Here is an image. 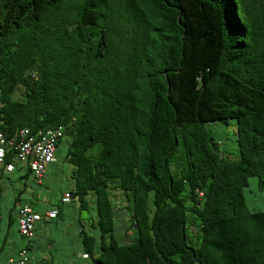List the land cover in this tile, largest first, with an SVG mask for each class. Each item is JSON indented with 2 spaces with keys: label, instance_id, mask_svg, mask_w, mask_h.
I'll return each instance as SVG.
<instances>
[{
  "label": "trees",
  "instance_id": "trees-1",
  "mask_svg": "<svg viewBox=\"0 0 264 264\" xmlns=\"http://www.w3.org/2000/svg\"><path fill=\"white\" fill-rule=\"evenodd\" d=\"M20 128L60 131L72 186L50 207L88 212L87 264H264L245 192L255 177L264 193V0H0V129ZM15 171L3 236L15 226L29 256L17 205L36 181L10 147L0 178Z\"/></svg>",
  "mask_w": 264,
  "mask_h": 264
},
{
  "label": "rangeland",
  "instance_id": "rangeland-1",
  "mask_svg": "<svg viewBox=\"0 0 264 264\" xmlns=\"http://www.w3.org/2000/svg\"><path fill=\"white\" fill-rule=\"evenodd\" d=\"M230 124H232V121H230ZM210 127H211V135L216 140L221 141V143L219 144L220 148L226 146L227 148H231L232 152L234 151L235 153H237L236 151L237 145H236V141L234 139L233 133H232V131L234 130L233 126L225 128V126L222 123H216V124L210 125ZM63 150H64V145L63 143H61L59 145L58 152L56 154L57 156L56 160L49 163V165H47L46 176L44 177L41 185H38L36 182L32 181L31 179H28L26 182L28 188H32L34 190L33 191L34 195L38 191L41 192V189H44L45 187H47V190H44L43 192L48 193L46 195L47 197H51L50 203L53 205L55 204L61 205L60 200H59L61 191L68 190L72 186V182L68 177V173L71 169V166L68 163L63 161ZM4 175L5 177H10L12 180V185H9V193L6 195V199L7 201H9L13 199L14 195H16V188H18V185H19V181L17 180L18 173L17 171L5 172ZM0 181H2V179H0ZM256 181L257 180L255 177H250L248 179L249 185L245 189L246 200L250 208H261L264 210V193L256 191ZM30 191L31 189H28L26 192L20 195L21 203H26V202L31 203L32 207L38 210L40 208V204H38L37 202L33 200L32 195H30ZM4 204L5 203H3V205ZM61 210H62L61 213L63 216L61 219L60 217L52 218L53 220L52 222L54 223V228L56 229L54 230L55 241L61 242L60 246L55 248V253L53 254V260H52L53 264H67L68 263L67 257L70 256L71 254L70 251H73L74 253V250L70 249V242L65 240V235L59 231L62 225V220H64L63 222L66 221L65 223H68V222L76 223L77 218H87L89 216L87 211H81L80 213H78V202L75 199L65 202L62 205ZM3 218L5 221H7V215L5 212H4ZM52 222L46 223V222H43V220H40L37 222L36 225L39 224L41 227H43V225H48L47 227H50ZM71 228L74 229L73 226L70 227V229ZM44 229L48 230V228L43 227L42 229H40L39 233L42 234V231ZM37 233H38V230L36 229V239H37ZM9 235L11 239L13 238V240H15L16 238L18 239L17 245L13 246L10 242H8V244L6 245L7 248L5 250H8V255L13 256L14 255L13 251L21 243H24L26 239L24 240L23 238L19 236L18 233H14V231L12 230H9ZM66 238L70 240L68 236H66ZM34 244L35 242L33 243V246ZM33 250H34L33 252L38 253L37 248L35 249L33 248ZM31 252L32 251H30V254ZM78 261L76 259L72 260L70 264H79ZM85 261L88 263L89 259H86Z\"/></svg>",
  "mask_w": 264,
  "mask_h": 264
},
{
  "label": "built area",
  "instance_id": "built-area-1",
  "mask_svg": "<svg viewBox=\"0 0 264 264\" xmlns=\"http://www.w3.org/2000/svg\"><path fill=\"white\" fill-rule=\"evenodd\" d=\"M60 135L59 130L41 129L36 134L29 135L28 130L20 128L13 137H7L0 129V164L7 148H13L16 160L26 163L32 172V176L37 183H40L47 165L54 160L55 139ZM12 163L4 166L5 171L13 169ZM69 193H65L63 200H69ZM56 211L50 210L48 217H54ZM42 219V214L34 211L28 204L19 206L17 212L18 230L27 239L35 238L36 222ZM28 253L25 248H21L17 255L16 264H26ZM10 261H12L10 259Z\"/></svg>",
  "mask_w": 264,
  "mask_h": 264
},
{
  "label": "crops",
  "instance_id": "crops-1",
  "mask_svg": "<svg viewBox=\"0 0 264 264\" xmlns=\"http://www.w3.org/2000/svg\"><path fill=\"white\" fill-rule=\"evenodd\" d=\"M0 179H2V181H0V186H1L0 200H1V205H2V208L0 210V244H1L2 238H4V240H5V242L1 248V251H0V264H15V263L10 262L9 259L14 258V257H12V255H8V250H5V249L7 248L6 245L8 244V242H10L13 246L17 245L18 239L17 238L15 240H13V238L11 239V237L9 235V231H7L6 237L3 236L4 232H5L6 222H7L4 220L3 215H4V212L6 213L7 208L11 207L13 204V199L9 200V201H7V199H6V195L9 193V185H12V180L6 179L4 176H3V178H0ZM42 182H43V180H42ZM42 182H41V184H42ZM20 183L21 182L19 181L18 187L21 186ZM28 189H31L30 195H32L34 190L32 188H28ZM28 189H26V191ZM44 190H47V187H45L44 189H41V192L38 191L35 194L36 197L33 198V200L35 202H37L38 204H40V208L37 211L43 213V217L41 220H43V222L50 223L53 221L52 218H57V217L51 218V217H48V215H47V213L52 209L50 207L51 197H47L46 194H48V193L43 192ZM3 203H5V204L3 205ZM21 204L30 205L28 202H26V203L20 202L17 206H19ZM65 222L62 221V225H61L59 231L65 235V240L70 242V249L74 250V253H73V251H70L71 254H70V256L67 257V259H68L67 264H70L71 261L75 260V259L77 261L79 260L78 261L79 264H87V262L83 259L82 251H80V249H79L80 244H79L78 237L76 236V225H75L76 223H71V222L65 223ZM69 224H71V225H69ZM47 226L48 225H43V227L48 228V230L44 229L42 231V234H40L39 231L43 227H41L39 224L35 225L36 229L38 230L37 239L35 240L34 246L32 245V250H31L32 252H31V254L29 252V256H28V259L26 261V264H53L52 260H53V254L55 253V248L60 246L61 242L55 241L54 230H56V229L54 228V223L52 222L50 227H47ZM72 226L74 229H72V228L70 229V227H72ZM9 230H12V231H14V233H17L15 230V226ZM66 236H68L70 240H68L66 238ZM11 240H12V242H11ZM22 245L26 246L27 242L25 241L24 243H21L19 245V247H21ZM24 246H22V248H24ZM19 247H18V249H19ZM33 248L34 249L37 248L38 253L33 252L34 251ZM18 249L16 248L13 252H15ZM3 251H4V253H3ZM4 254H5V256H4Z\"/></svg>",
  "mask_w": 264,
  "mask_h": 264
}]
</instances>
